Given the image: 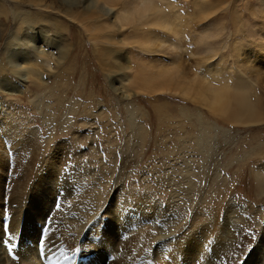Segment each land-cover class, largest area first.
Masks as SVG:
<instances>
[{"label": "rangeland", "instance_id": "rangeland-1", "mask_svg": "<svg viewBox=\"0 0 264 264\" xmlns=\"http://www.w3.org/2000/svg\"><path fill=\"white\" fill-rule=\"evenodd\" d=\"M142 3L0 0V78L17 89L0 84L6 264H41L38 255L60 256L61 245L68 256L64 244L91 255V240L83 246L78 237L89 230L96 245L146 264H183L185 255L196 256L193 264L264 263V0H153L180 21L178 35ZM149 34L165 46L153 48ZM25 54L34 66L53 59L43 84L13 74L10 59ZM161 68L171 70L161 79L172 80L153 91ZM198 78L246 85L259 120L202 103Z\"/></svg>", "mask_w": 264, "mask_h": 264}, {"label": "bare ground", "instance_id": "bare-ground-1", "mask_svg": "<svg viewBox=\"0 0 264 264\" xmlns=\"http://www.w3.org/2000/svg\"><path fill=\"white\" fill-rule=\"evenodd\" d=\"M64 1H68V0H64ZM141 2H143L142 3V5L141 4H137L138 6V8L140 9V11H141V8H142V6L144 7L143 9H142V11H144V12H149V11H151V12H153V14H154V18H153V20H154V22L157 24V26H159V27H161V28H166V29H168L169 31H171L172 33H174L175 35H178V32H179V29H180V21L179 20H177V19H175V18H170L168 15H166V14H163V12H161L160 10V8H158V7H156V5H154V3H153V0H140ZM67 3V2H66ZM72 3V2H71ZM90 3V2H89ZM95 3V2H94ZM88 4V3H87ZM97 5V4H96ZM84 6H86V7H88L89 6V4L88 5H84ZM136 6V5H135ZM77 7V6H76ZM133 7V6H132ZM133 11H135V9L133 8ZM138 12V14L139 13H141V12ZM124 12H125V14L127 15V16H129V18H130V16L132 15V11H130V9H125L124 10ZM155 12V13H154ZM3 13V12H2ZM16 13H18V12H14V17H16ZM136 13V12H135ZM141 16H142V14H141ZM5 17H7V16H5ZM133 17V16H132ZM15 19V18H14ZM20 20V19H19ZM129 21V20H128ZM19 23V22H18ZM22 23H24L25 24V21L23 20V22ZM177 24H178V26H177ZM29 27V26H28ZM179 28V29H178ZM27 34H28V32H27ZM151 34H149V37H151L150 36ZM27 36H25V38H26ZM154 37H156V36H154ZM153 37V38H154ZM152 37L150 38L151 40H150V43L152 44V46H153V48L154 47H159V48H161V47H164L165 46V44H166V42H165V39H161V38H159V42L158 43H156V41H157V39L156 38H154L153 39ZM31 40V39H30ZM148 41V40H147ZM21 42V41H20ZM27 42L29 43L30 41H28L27 40ZM149 42V41H148ZM23 43V42H22ZM163 43H164V45H163ZM15 44V43H14ZM147 44V43H146ZM151 44H150V46H151ZM141 45V44H140ZM169 45V44H168ZM14 46V45H13ZM31 46V45H30ZM175 46V45H174ZM170 47V46H169ZM172 47H173V45H172ZM33 48H34V50L35 49H37L38 51H36V53L38 54V55H40L39 56V58H42V57H46V56H43L42 55V53L44 52V50L43 49H40L39 48V46H37L36 45V43H35V46H33ZM173 48H175V47H173ZM156 50V49H155ZM154 50V51H155ZM158 50V49H157ZM160 51V50H159ZM35 52V51H34ZM35 53V54H36ZM45 55L47 54V53H44ZM49 54H51L50 52H49ZM11 56V55H10ZM54 56V55H53ZM53 58V57H52ZM52 60L53 59H51V58H49V56H48V58H46L43 62H41L40 64H39V66H34L33 65V63L32 62H34L35 60L34 59H32L31 57L29 58L28 57V55H23V57H21V59H19L18 61L19 62H17V61H15V62H13L11 59H10V62H11V69H12V71H13V74L15 75V76H18L19 78H21V80H23V82H27V83H37V85H41V84H43L42 83V77H41V75H42V73L44 72V71H47V72H49L50 71V74L52 73V72H54L55 70V67L51 64V62H52ZM59 61V60H58ZM177 61V60H176ZM56 62H57V60H56ZM26 63V64H25ZM166 64V63H165ZM176 64V63H175ZM178 64V63H177ZM9 65H10V63H9ZM168 65H171V64H168ZM176 66V65H175ZM159 67H161V66H159ZM163 67V66H162ZM167 67V66H166ZM181 67V66H180ZM0 69H2V67L0 68ZM156 69V68H155ZM158 69V68H157ZM162 69V68H161ZM171 72V70H165V68H163L162 69V72H160L159 74H157L156 73V75L154 76V78H155V80L154 81H152V82H150L149 84H150V86H149V89H151V88H153V87H158V88H153L152 90L153 91H164L165 90V87H167V86H169V83L167 84V82L169 81V80H172L171 78L170 79H161V76H162V78H166V77H164L165 75L164 74H169ZM33 74H35L36 76H34ZM153 75V74H152ZM153 77V76H152ZM194 79V78H193ZM205 79V78H204ZM175 80V79H174ZM197 80H201V79H197ZM8 81L6 80H4V78H0V84L2 85V87H3V90L5 89V91L7 90L8 92H10V93H13V92H15V91H17V89H15V90H11L10 88H8V87H6V85L8 84L7 83ZM208 82V81H207ZM197 84H198V82H197ZM203 84V85H202ZM10 85V84H9ZM36 85V86H37ZM212 85V84H211ZM11 86V85H10ZM13 86V85H12ZM11 86V87H12ZM17 87V86H16ZM45 87V86H44ZM151 87V88H150ZM15 88V87H14ZM247 89H248V87L246 86V85H242V86H239V88H236V89H234V90H231V89H229V88H225V86H222V87H216V86H210V84L208 85L207 83H206V81H204V80H201L200 81V86H199V88L197 89V94L199 95H201V96H203L202 97V99H200L199 98V100L202 102V103H205V104H209V106L211 107V109L213 108V109H215L216 110V112H217V109L218 110H223L224 108H228V107H230V106H236L238 109H240V113H241V118L243 119L244 117H246L247 118V120L245 121V123H248V122H251V121H257V120H259V118H258V116L255 114V110H254V103L252 102V100H251V98L249 97L250 95H248V93H247ZM143 90V89H142ZM196 90V89H195ZM183 93H184V95H186V96H188L189 95V93H190V91H191V88H188V87H183L182 88V90H181ZM181 93V92H180ZM214 110V111H215ZM239 111V110H238ZM246 114V115H245ZM237 119L238 120H240L238 117H237ZM241 119V120H242ZM200 144V143H199ZM261 178H263L262 179V181H261V183H262V186L264 187V177L263 176H261ZM51 180V179H50ZM50 180L48 181V183L50 182ZM60 184V183H59ZM60 187V186H59ZM62 187V186H61ZM27 201V200H26ZM141 204V203H140ZM139 206V205H138ZM140 207V206H139ZM44 214H45V211H43L42 212V215L44 216ZM3 215V214H2ZM19 217V216H18ZM118 220V219H117ZM28 224V221H26V225ZM91 225V224H90ZM119 226H120V224H119ZM1 228V227H0ZM18 226L15 228V234L18 232ZM104 229V228H103ZM150 229V228H149ZM83 230V229H82ZM122 230V229H121ZM148 230V229H147ZM88 231V230H87ZM95 231V230H94ZM102 231V230H101ZM115 231V230H114ZM66 232V231H65ZM83 232V231H82ZM85 232V231H84ZM109 233L111 232L112 233V230L110 229L109 231H108ZM143 232H145V231H143ZM147 232V231H146ZM101 233V232H100ZM103 234V233H102ZM143 234V233H142ZM142 234H139L138 235V237L141 235V236H143ZM147 234V233H146ZM107 235V234H106ZM68 235H66V237H67ZM113 236V235H112ZM120 236V235H119ZM140 236V237H141ZM14 237V236H13ZM60 237V236H59ZM71 237V236H70ZM78 237H80L81 238V240H82V245L83 246H86L87 244H88V241H90V244H91V246H87V248L85 249L87 252L86 253H91V255L92 256H94L92 259H91V261L90 262H87V263H83V262H80L81 260H79V264H146L143 260H142V258H143V256L142 257H139L138 258V256H132V254L134 253H132V252H130V254H125V255H123V256H117V254H115V253H111L110 251H108L106 248H105V246H100V245H96L95 243L98 241V239H97V235H96V232H90V230L88 231V232H86L84 235H82V233L78 236ZM108 237V236H107ZM114 237V236H113ZM138 237H135V238H137L138 239ZM139 237V238H140ZM144 237H145V234H144ZM79 238V239H80ZM194 238V237H193ZM55 239H56V237H55ZM58 239H61V238H58ZM136 239V240H137ZM141 239H143V237H141ZM140 239V240H141ZM146 237H145V241H146ZM201 239V238H200ZM29 240H32V241H36L35 239H33V238H31V239H29ZM57 240V239H56ZM77 240V239H76ZM109 240V239H108ZM119 240V239H118ZM117 240V241H118ZM122 240V239H121ZM120 240V241H121ZM130 240H132V239H130ZM134 240V239H133ZM159 240V239H158ZM31 241V242H32ZM50 241V240H49ZM119 241V242H120ZM144 241V240H143ZM57 242V241H56ZM60 242V241H59ZM58 242V243H59ZM106 242V241H105ZM129 242V241H128ZM158 242V241H157ZM186 242H188V241H186ZM92 243H94V245H92ZM100 243V242H99ZM102 243V242H101ZM118 243V242H117ZM129 243H131V242H129ZM128 243V244H129ZM141 243V242H140ZM164 243V242H163ZM179 243V242H178ZM181 243V242H180ZM179 243V244H180ZM197 243H199V242H197ZM61 244V243H60ZM75 244V243H74ZM139 244V243H138ZM137 244V242L135 243V245H138ZM182 244H183V247L186 245V244H184V243H181V245H179L180 247L182 246ZM58 245V244H57ZM57 245H55L54 247L55 248H53V250L55 251V250H57V248H58V246ZM117 245V244H116ZM126 245H127V243H126ZM161 245H163L164 247H165V245L164 244H160V246ZM190 245V244H189ZM49 246V245H48ZM122 246V245H121ZM123 246H125V245H123ZM127 246H129V245H127ZM127 246H125V247H127ZM159 246V245H158ZM162 246V247H163ZM187 246V245H186ZM193 246V245H192ZM110 247V246H109ZM200 247V246H199ZM202 247V246H201ZM129 248V247H128ZM127 248V249H128ZM160 248V247H159ZM186 248V247H185ZM2 249V248H1ZM130 249V248H129ZM179 249V247L177 248V250ZM182 249V248H181ZM180 249V250H181ZM116 250V249H115ZM114 250V251H115ZM120 250V249H119ZM131 250V249H130ZM31 251H33V250H31ZM132 251V250H131ZM159 251H161V250H159ZM188 251H189V249H188ZM34 253H35V251H33ZM37 252V251H36ZM65 252V251H64ZM167 252V251H166ZM175 252V251H174ZM181 252H185L184 250L182 251L181 250ZM190 252H192V251H190ZM4 253V252H3ZM23 253H24V250H23ZM30 253V252H29ZM53 253V252H52ZM127 253V252H126ZM132 253V254H131ZM157 253V252H156ZM161 253H163L162 251H161ZM160 253V254H161ZM178 253V252H177ZM180 253V252H179ZM178 253V255H180ZM185 253H183V255H184ZM188 254H190V253H188ZM33 254H31V256H32ZM162 255V254H161ZM177 255V256H178ZM34 256V255H33ZM159 256V255H158ZM176 256V257H177ZM197 256H199V253L197 254ZM8 257V256H7ZM28 257L29 256H21V258H22V260H25V261H27L26 259H28ZM34 257H36V256H34ZM50 257V256H49ZM52 257V259H53V261H54V263H57V264H75V262H76V260H74V262L72 263V262H70L69 260H67V262H65V261H63L62 260V257L63 256H51ZM81 257V256H80ZM172 257V256H171ZM181 257V261H183V264H190L191 262H192V260L193 259H195V257L196 256H180ZM179 257V258H180ZM252 257V256H251ZM33 258V257H32ZM32 258H31V260H32ZM161 258H163V257H159V259L161 260ZM173 258V257H172ZM198 258V257H197ZM254 258V257H253ZM36 259H37V257H36ZM166 259V258H165ZM168 259V258H167ZM175 259V258H174ZM150 260H152V259H150ZM177 260V259H176ZM203 260V259H202ZM5 258H4V256H0V264H4L5 262ZM30 261V260H29ZM34 261V260H33ZM165 261H168V260H165ZM165 261H162V263H165ZM197 261V260H196ZM201 261V260H200ZM204 261H205V259H204ZM215 261V260H214ZM143 262V263H142ZM147 263L149 262V261H146ZM160 262V261H159ZM11 263V262H10ZM151 263H152V261H151ZM6 264V263H5ZM152 264H154V263H152ZM159 264V263H158ZM161 264V263H160ZM174 264V263H173ZM192 264H193V262H192ZM197 264V263H196ZM207 264V263H206ZM245 264H264L262 261H260V260H258V258L256 257V260L254 259H251V258H249V260L247 261V263H245Z\"/></svg>", "mask_w": 264, "mask_h": 264}]
</instances>
